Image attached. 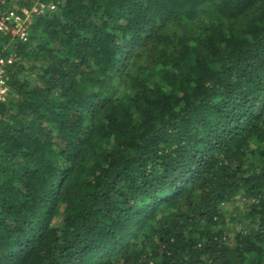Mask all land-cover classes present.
Here are the masks:
<instances>
[{
	"label": "trees",
	"instance_id": "trees-1",
	"mask_svg": "<svg viewBox=\"0 0 264 264\" xmlns=\"http://www.w3.org/2000/svg\"><path fill=\"white\" fill-rule=\"evenodd\" d=\"M43 1L0 101V264H264V0Z\"/></svg>",
	"mask_w": 264,
	"mask_h": 264
},
{
	"label": "built area",
	"instance_id": "built-area-1",
	"mask_svg": "<svg viewBox=\"0 0 264 264\" xmlns=\"http://www.w3.org/2000/svg\"><path fill=\"white\" fill-rule=\"evenodd\" d=\"M53 9L54 3L29 0L26 5L15 4L0 10V101H5L10 92V68L17 58L15 44L27 42L33 20Z\"/></svg>",
	"mask_w": 264,
	"mask_h": 264
},
{
	"label": "rangeland",
	"instance_id": "rangeland-1",
	"mask_svg": "<svg viewBox=\"0 0 264 264\" xmlns=\"http://www.w3.org/2000/svg\"><path fill=\"white\" fill-rule=\"evenodd\" d=\"M26 3L29 2V0H23ZM11 4L12 5H18L19 4V0H11ZM224 210L226 211V213L228 214V216H234L236 214H240L243 210V205L241 202L236 201V202H230L228 204L224 203ZM236 220H232L231 222H229V224L227 225V231H229L230 233H232L233 230L238 229L239 225L236 223Z\"/></svg>",
	"mask_w": 264,
	"mask_h": 264
}]
</instances>
